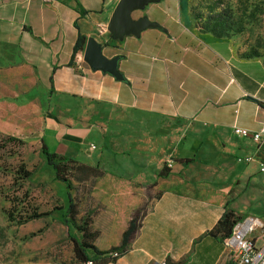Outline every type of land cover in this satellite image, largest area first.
<instances>
[{
    "label": "crops",
    "instance_id": "crops-1",
    "mask_svg": "<svg viewBox=\"0 0 264 264\" xmlns=\"http://www.w3.org/2000/svg\"><path fill=\"white\" fill-rule=\"evenodd\" d=\"M119 3H0V46H14L0 65V133L36 137L50 152L108 165L92 192L100 203L94 245L103 252L118 247L140 217L128 251L104 264H235L225 241L209 232L227 209L264 220V138L234 133H256L264 124V66L239 59L230 41L199 32L187 0H146L131 20L149 25L115 35ZM79 35L86 44L73 58ZM90 39L107 59H119L123 80L85 62ZM115 111L147 134L148 147L130 136L129 156L107 148L100 130L114 127ZM167 157L171 172L159 178Z\"/></svg>",
    "mask_w": 264,
    "mask_h": 264
},
{
    "label": "rangeland",
    "instance_id": "rangeland-1",
    "mask_svg": "<svg viewBox=\"0 0 264 264\" xmlns=\"http://www.w3.org/2000/svg\"><path fill=\"white\" fill-rule=\"evenodd\" d=\"M187 1L194 26L199 32L230 41L239 59L260 62L264 66V0ZM12 54V49L0 46V65ZM114 114L116 117L111 120L114 127L104 130L103 126L100 130V136L114 155H124V150H127L126 156L132 153L135 146L133 140L128 138L130 136L140 139L139 142L144 143L142 147L149 146V137L145 132L124 125L126 118L121 112L115 111ZM4 135L0 134V264H79L69 233L78 238L82 235L74 226L67 230L63 224V215L69 206L67 185L56 179L36 137L31 141L23 139L26 145L17 149L13 144L5 143ZM102 138L95 140L99 146L96 157L102 151ZM159 142L154 145L160 151L164 144L161 140ZM79 160L91 164L95 159L84 155ZM163 160V164L173 166V162H167L169 157L162 158L161 163ZM133 161L131 159L130 163L133 164ZM20 163L34 171L30 182L22 185V188L13 176L14 168ZM82 164L73 165L69 175L74 186L71 196L76 203V221L80 224L83 217L89 216L93 222L92 229L96 231L97 224L93 218L99 215L96 209L100 203L93 198L92 192L98 173L80 167ZM109 165L117 170V163ZM105 167L99 168L108 171L107 164ZM3 194H8L13 201ZM33 209L51 215L23 223ZM9 211L14 213L15 221H9Z\"/></svg>",
    "mask_w": 264,
    "mask_h": 264
},
{
    "label": "trees",
    "instance_id": "trees-1",
    "mask_svg": "<svg viewBox=\"0 0 264 264\" xmlns=\"http://www.w3.org/2000/svg\"><path fill=\"white\" fill-rule=\"evenodd\" d=\"M85 44L86 37L79 35L74 48L73 58L79 51L83 50ZM2 47L6 49H12V52L14 53L13 45L3 44ZM4 141L6 144H13V146L17 149L23 148L26 145V142L23 139L10 135H4ZM41 150L42 154L45 155L46 163L53 168L56 179L64 182L67 185V189L69 190V206L67 211L63 215V224L66 226L67 230H70V227L74 226L75 229L82 235L81 238H78L77 236L71 235L69 233V237L72 239L75 245V257L77 262L79 264H87L89 261H92L93 264H104L105 262L113 261L117 257L125 254L129 249L130 241L133 234L138 229V219L140 216L139 213H137L131 221L129 228L123 234L122 243L118 247H114L109 251L105 252L98 250L94 245V242L98 238V232L92 229L93 222L89 216L83 217L81 219L80 224L76 221V203L74 202V198L71 196V191L74 189V186L69 175L71 173L73 165L81 163L73 158L62 156L57 153H51L50 151H48L43 141ZM80 167L97 172L98 175H96V177H100L105 173V171L101 170L99 167H91L86 164H82L80 165ZM170 172L171 169L168 168L167 165H165L161 172L158 174V177L166 178L170 174ZM33 174L34 171H30L24 163L18 164L13 171V176L16 181L20 183L21 188L23 187L22 185H25V183L30 182V179L32 178ZM3 195L7 199H9V201H13L8 194ZM7 215L9 217V221H15L16 218L13 212L9 211L7 212ZM50 215V213H39L33 209L31 214L24 218L23 223H28L36 219H42ZM244 220L245 218H242L241 216H238L235 212L227 209L222 219L216 225V227L209 232V235L215 238H219L222 241H225L230 237L233 227L237 223L242 222ZM114 254H117V257H113Z\"/></svg>",
    "mask_w": 264,
    "mask_h": 264
},
{
    "label": "built area",
    "instance_id": "built-area-1",
    "mask_svg": "<svg viewBox=\"0 0 264 264\" xmlns=\"http://www.w3.org/2000/svg\"><path fill=\"white\" fill-rule=\"evenodd\" d=\"M234 133L243 138L251 136L254 141L259 142L264 138V124L256 133L237 127L234 128ZM91 148L95 149V146L92 145ZM244 161L250 163L253 159L245 158ZM168 166L172 167L171 164ZM261 168L264 171L263 163ZM224 243L232 254L235 264H264V220L249 217L237 223ZM113 257H117V254ZM87 264H93V262L89 261Z\"/></svg>",
    "mask_w": 264,
    "mask_h": 264
},
{
    "label": "water",
    "instance_id": "water-1",
    "mask_svg": "<svg viewBox=\"0 0 264 264\" xmlns=\"http://www.w3.org/2000/svg\"><path fill=\"white\" fill-rule=\"evenodd\" d=\"M145 1L146 0H120L111 24V30L115 33V35H121L123 32L136 33L140 29L149 25L146 20L136 23L132 22L131 20L132 10L140 7ZM84 59L85 62L94 70L108 72L118 80H123V76H121L120 72L118 71L119 59H107L105 56H103L101 48L92 39L88 40L87 42ZM165 264L175 263L172 262L171 258H168ZM178 264H185V262Z\"/></svg>",
    "mask_w": 264,
    "mask_h": 264
}]
</instances>
